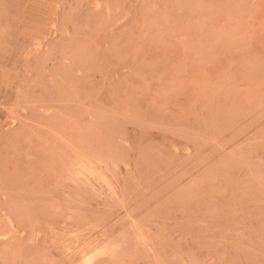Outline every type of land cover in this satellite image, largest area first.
Returning <instances> with one entry per match:
<instances>
[{
  "label": "rangeland",
  "instance_id": "374dc122",
  "mask_svg": "<svg viewBox=\"0 0 264 264\" xmlns=\"http://www.w3.org/2000/svg\"><path fill=\"white\" fill-rule=\"evenodd\" d=\"M83 263L264 264V0H0V264Z\"/></svg>",
  "mask_w": 264,
  "mask_h": 264
},
{
  "label": "bare ground",
  "instance_id": "6f19581e",
  "mask_svg": "<svg viewBox=\"0 0 264 264\" xmlns=\"http://www.w3.org/2000/svg\"><path fill=\"white\" fill-rule=\"evenodd\" d=\"M83 163H84V162H83ZM82 166H83V165H82ZM84 166H85V165H84ZM80 167H81V165H80ZM77 168H78V167H77ZM86 168L89 169L90 167L88 168V166H87ZM83 170H84V169H83ZM92 170H93V169H92ZM92 170H91V174H93V171H95V170H93V171H92ZM78 172H79V170H78ZM80 172H81V171H80ZM81 173H82V172H81ZM87 173H88V172H87ZM89 173H90V172H89ZM94 173H95V172H94ZM91 174H90V175H91ZM93 175H94V174H93ZM93 175H92V176H93ZM81 176H82V175H81ZM84 176H85V175H83V177H84ZM93 177H94V176H93ZM79 234H80V233H79ZM104 243H105V241H104ZM85 244H86V243H85ZM97 251H99V250H97ZM114 251H115V250H114ZM114 251H113V252H114ZM110 252H111V250H110ZM113 254H114V253H113ZM92 255H94V254H92ZM92 255H91V256H92ZM94 256H95V255H94ZM94 256H93V258H95ZM87 259H88V257H87ZM89 260H90V259H89ZM89 260H88V261H89ZM83 264H84V263H83Z\"/></svg>",
  "mask_w": 264,
  "mask_h": 264
}]
</instances>
